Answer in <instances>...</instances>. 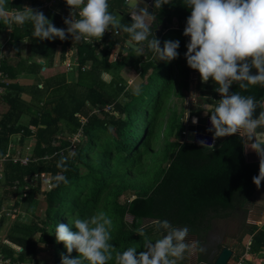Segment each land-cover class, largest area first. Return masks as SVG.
<instances>
[{
    "label": "trees",
    "instance_id": "1",
    "mask_svg": "<svg viewBox=\"0 0 264 264\" xmlns=\"http://www.w3.org/2000/svg\"><path fill=\"white\" fill-rule=\"evenodd\" d=\"M42 2L31 0V8L42 11L56 27L66 29V17L42 9ZM58 3L70 13L66 0H58ZM8 4L11 9H23L21 0ZM109 5L122 24L130 25V9L125 0H109ZM157 10L160 11L157 23L164 26L176 18L184 28L191 15L186 0H171ZM33 31L30 21L23 25L13 24L11 31L0 21V78L7 77L0 95V155L14 134L23 133L22 143L26 139L34 141L31 164L7 166L5 183L0 188L3 190L0 204L9 203L14 193L18 194L12 190L17 181L31 187L36 184L35 190L27 192L23 203L27 214H31L30 221L13 225L7 236L8 244L15 245L18 250L0 241V252L10 259L8 264H61V254L68 253L64 244L56 240V226L69 224V220L75 218L87 219L98 212L106 213L113 222L109 242L115 249L107 264H116V253L130 247L138 252L144 250L137 228L144 227L153 241L162 238L166 232L157 230L155 223L162 220L174 227L189 229L188 236L198 242V264H214L223 248H233L230 244L214 246L209 232L226 225L217 232L228 233L225 227L235 222L242 230L236 246L239 254L245 253L247 238L252 240L253 255L263 252L264 230L246 222L249 219L248 200L258 190L264 191V182L259 189L253 183L252 177L259 172V162L248 163L245 141L239 135L218 141L213 147L181 142L186 131L183 121L181 119L175 128L170 119L166 135L173 134L176 140L169 142L165 137L167 140L160 149L163 158L153 174L156 179L151 185H144L140 179L150 174L144 158L154 154L155 145L160 142L165 119L159 111L170 97L165 91H159L156 96L150 92V83L157 84L151 77L158 62H145L141 76L148 75V84L141 88L139 96H135L127 89L123 71L137 67L142 56L132 66L127 56L121 54L118 61L112 60L116 47H124L129 40L128 33L119 31L117 35L108 31L100 41L88 44L74 42L71 35L65 41L59 38L41 41L33 37ZM58 50V63H55ZM67 62L75 63L72 70L46 74L56 64L64 66ZM181 70V88L174 96L184 100L190 91L191 75L198 71L187 65L186 58ZM105 71L110 74V83L101 79ZM33 77L43 79L42 87L40 83H31ZM216 87L201 80L197 86L203 96L213 95ZM230 92L252 96L256 102L264 98V86L260 84L249 85L247 89H241L238 84L232 86ZM165 96L167 103L161 100ZM70 151L76 155L69 157ZM62 156L69 157L66 172L57 167ZM58 173L67 177V185L61 182L53 186ZM36 174L39 177L35 178ZM45 176L51 180L48 190L45 188L48 185H43ZM129 191L135 197L122 203L120 197ZM39 196L43 211L38 209ZM262 204L264 210V199ZM78 255L74 250L71 258Z\"/></svg>",
    "mask_w": 264,
    "mask_h": 264
},
{
    "label": "clouds",
    "instance_id": "2",
    "mask_svg": "<svg viewBox=\"0 0 264 264\" xmlns=\"http://www.w3.org/2000/svg\"><path fill=\"white\" fill-rule=\"evenodd\" d=\"M126 2L130 8V25L122 24L121 18L110 11L109 0H66L70 8L69 16L64 18L66 29L56 27L38 9L24 6L22 10H9L7 0H0V21L10 31L13 24L23 25L30 21L34 27L33 37L41 41H54L57 38L65 41L71 35L74 42L93 44L94 41H100L108 31H123L129 34L128 43L135 56H145L147 48L158 61L169 63L177 59L180 55V41L167 40L161 47L160 39L152 30L155 15L149 13V5L145 0ZM170 3L171 0H154V7L161 8ZM142 4L144 7H141ZM186 7L191 9L183 32L185 37H190L185 53L187 65L200 73L202 82L207 83L211 78L219 85L215 90L221 96L214 103L208 101L201 105L203 114H210V128L207 131L214 130V141L238 134L245 141V151L251 149L257 154L259 172L252 180L259 189L264 182V131L258 129H264V111L259 113L258 118H253L257 107L255 98L230 92V89L233 83H238L241 89L256 84L264 86V0H186ZM253 68L258 70V74H252ZM101 79L110 83V74L102 72ZM132 93L139 96L141 87L137 85ZM197 95L194 92L190 94L193 104ZM259 106L264 109V105ZM189 117H192V121L188 124L185 116L182 118L186 128L184 140L188 135V126L199 122L198 116L189 113L187 120ZM198 143L207 145L204 140ZM75 155L74 151L69 152V157ZM69 157L62 156L57 163L62 172L68 171L66 164ZM55 181L53 186L61 182L65 185L69 183L67 177L59 173ZM155 223L157 230L163 229L166 234L153 241L144 227L137 228L136 233L143 238L144 250L138 252L135 247H130L122 253L117 252L116 264H177L185 253L197 249L198 242H186L189 233L187 227H174L167 220ZM71 226L77 231H73ZM112 227L111 218L104 212H98L87 219L69 220V224L59 223L55 237L57 242L64 244L68 253L61 254V264H84L85 261L87 264H107L115 249L109 242L112 239ZM250 241L252 243L251 238L246 244ZM74 250L79 255L71 258ZM199 250L203 251L202 248Z\"/></svg>",
    "mask_w": 264,
    "mask_h": 264
},
{
    "label": "rangeland",
    "instance_id": "3",
    "mask_svg": "<svg viewBox=\"0 0 264 264\" xmlns=\"http://www.w3.org/2000/svg\"><path fill=\"white\" fill-rule=\"evenodd\" d=\"M43 2V6L45 4H47L48 6L51 4L50 10L53 8V0H42ZM27 2V6H30L31 0H26ZM45 2V3H44ZM56 6V5H54ZM41 7V8H42ZM16 9V8H15ZM43 9V8H42ZM13 10V9H12ZM55 10V9H54ZM61 12L62 15H67V12H64L63 9L61 11H59V13ZM164 41L167 40H179L180 43L183 42V36L181 33L179 32H169L167 35L164 36ZM128 41H126L124 47H126V49H128V47H130L128 45ZM183 46V45H182ZM117 47H121L120 45H118ZM180 51L182 53V51L184 50V48L180 47ZM132 50V49H131ZM179 51V52H180ZM180 53V55H181ZM135 55V52L133 53ZM185 53L182 54V56L169 62L166 63L164 61H160V64L156 67L155 72L152 75V79H155L157 82V84H153L152 82L150 83V92L154 93L153 95L156 96V93H158L159 91H165V93L170 94L169 97V102L167 103V98L166 96L164 98H162L161 100L164 103H167L165 106L162 105L161 106V111H159V114H164V123L162 126V129L160 131V142L155 145L154 148V154L152 155H148L144 158V163H146V167L147 169H150V174L145 177V178H141L140 182L143 183L144 185L148 186L151 185L156 178L153 177L154 174V170L160 165L162 158H163V153L160 152L161 147L165 144L164 140H167L169 142H174L176 140L175 136L173 134H171V136H167L166 132H167V128L169 125V120L171 119V124L172 126H174L175 128L178 127L179 122H181V119L184 118L185 116V121L189 122L190 120L192 121V117H189L187 120V115L189 113V110H187L186 112V108L185 106H187V103L191 102L190 100V94L191 93H196L198 94L197 97L195 98V101L200 100L199 98V92H198V88H197V82H192L191 86H190V91H188V93L186 94V99L184 98V100L182 98H178L174 96V92H176V95L178 94V90L181 88V81L183 80L182 77V68L184 66L185 63ZM23 55H26V49L23 51ZM119 53H118V48L113 52V57L112 60L114 62L119 60ZM58 56H59V50L57 51V59L55 61V63H58ZM139 65H137V67L135 68H128L126 70L123 71V76L126 77L127 80V89H133L134 87H136L137 85H139L141 88H143V86H145L146 84H148L147 79H143L142 77H140L139 71H140V67H138ZM68 70L69 71V67L68 65H64L61 66L59 64H56L55 67H52L51 69H48V71H46L47 75H55L58 73H62L64 71ZM45 71V69H44ZM182 71V72H181ZM194 75H191V77H193ZM71 77V75H70ZM36 77H33V80L31 83H40V85L42 86L43 84V79H39L36 80ZM133 79L135 80L133 83ZM29 80V79H26ZM133 83L132 85H130L131 83ZM171 83V86L169 87ZM26 99H28V97H25ZM1 99V98H0ZM156 99V97L153 98V101ZM200 102V101H199ZM185 105V106H184ZM188 108H190V106H187ZM169 108L171 109V111L169 110ZM151 116V115H150ZM173 120V122H172ZM165 137H167V139H165ZM47 180H49V178L47 177ZM1 186V185H0ZM48 188V186H47ZM48 190V189H47ZM0 195H1V189H0ZM263 196H264V191L263 190H258L256 192V195L254 197H250L249 198V205H248V210H249V216H248V225H257L258 223L262 221V214H263V210L261 208V206H263L262 202H263ZM135 196H133V192H126L124 195H122L120 197V201L122 203H124V201H126L127 199L132 200ZM38 200L40 201V206L38 207L39 210H44V206H43V202L42 201V197H38ZM4 206L7 208V211L10 212V214L8 215V219L4 220V221H0V241L5 242L6 244L9 243L7 240V235L10 233V228L14 225V224H21L23 222H29L31 219V214H27V212L24 209V205L20 208L22 210V213H13L11 212L8 207L4 204ZM251 211V212H250ZM1 219V217H0ZM127 219H131V218H127ZM259 221V222H258ZM226 225H222L220 227H224ZM220 227L213 229L211 232H209V240L211 241V243L214 246H223L226 244H230V246L236 248V246L238 247V242H239V237H241L240 233L242 232V230H239L238 227V223L235 222L233 224H229L227 225V227H225V231L228 230V233H220L217 232L219 231ZM249 239H246V241H248ZM193 241H196V238L188 236L186 238V242L191 243ZM204 251V250H203ZM234 252V256L231 259L235 260L238 257V253L236 251ZM241 255V253L239 254ZM198 258V251L197 249L194 250L191 253H185V256L182 260H178L177 264H198L197 263V259ZM236 261V260H235ZM245 264H250V261H246Z\"/></svg>",
    "mask_w": 264,
    "mask_h": 264
},
{
    "label": "crops",
    "instance_id": "4",
    "mask_svg": "<svg viewBox=\"0 0 264 264\" xmlns=\"http://www.w3.org/2000/svg\"><path fill=\"white\" fill-rule=\"evenodd\" d=\"M10 1H12V0H7V7H8V9L10 8L11 9V7L9 6V4H8V2H10ZM21 3H22V7H24V6H27V2H26V0H21ZM28 3H30V5H31V2H28ZM9 9V10H10ZM12 9H15V8H12ZM11 9V10H12ZM130 9V8H129ZM153 14L155 15V22H154V24H153V28H152V30H153V32H154V35L158 38V39H160V41H161V47H163V42H164V36L165 35H167L169 32H173V31H175V32H179V33H181L182 31H184V29H185V27L184 28H182L181 26H180V24H179V21L176 19V18H174L173 20H172V22L171 23H169V25H159V23H157L158 21V18H159V16H160V11H158L157 10V8H155L154 7V12H153ZM154 27L156 28V29H154ZM161 28H171L168 32H166V33H164V31H162L163 29H161ZM157 30H159L160 31V35L159 36H157ZM118 34H119V32H118ZM117 34V35H118ZM183 36V35H182ZM185 37V36H184ZM183 37V42H181L180 43V47H182V48H184V50L182 51V53H181V49L179 48L178 49V52L179 53H181V54H183V53H186L187 52V47H186V45H187V43L189 42V40H190V37H185L184 38ZM183 45V46H182ZM118 48V53H119V55L121 54V55H123V56H127L126 58H128V60H129V65L130 66H132V65H134V64H136V61L139 59V58H141V56H139V57H137V56H135L133 53H134V50L132 49V48H130V47H128V49H126V47H123V46H121V47H116V49ZM132 49V50H131ZM148 52H149V50L147 49V48H145V56H142V58L141 59H139V62H138V67H140V71H139V74H140V77H142L141 75V73H143V70H142V68H143V66H144V64H145V62L146 61H151V62H153L154 60H156L158 63H157V65H159L160 64V61H158V59L153 55V53L152 52H150V54H148ZM118 55V56H119ZM136 66H134L133 68H135ZM143 78V77H142ZM145 79H147L148 78V75L146 76V77H144ZM143 78V79H144ZM125 79L126 80H128L126 77H125ZM134 79H133V83H134ZM133 83H131L130 85H132ZM197 85H198V83H197ZM198 92L200 93L199 94V99L200 100H198V101H195V104H193L192 103V101L191 102H189V103H187V106L189 105L190 106V108H188L187 106H185V108H186V112H185V114L187 113V110H189V113L190 114H192V113H194L195 114V116H199V115H201L202 113H203V111L201 110V105L202 104H204V103H207L208 102V99L207 98H204V96L202 95V91L198 88ZM197 97V96H196ZM202 97H203V101H202ZM185 99H186V97H185ZM200 101V102H199ZM188 113V114H189ZM21 134H23V133H19V134H14V135H12L10 138H9V140H8V144H7V147H6V149H5V151H4V153L2 154V155H0V159H3L6 155H8V154H10V155H15L16 153H17V151L18 150H20V157H24V156H31V158L33 157V155L32 154H34V141L32 142V141H30L29 139H26L25 140V142L24 143H22V137H23V135H21ZM32 142V143H31ZM25 150V151H24ZM246 157H247V153H246ZM36 160H37V158H36ZM32 163V161L29 163V164H31ZM249 163V162H248ZM255 163V162H254ZM10 164H12V165H21V166H27V165H29V164H27V165H23V164H21V162L20 163H14L13 161H5L4 163H3V167H2V169L0 168V188H2V185H4V180H5V178H6V173H7V166L8 165H10ZM42 176H44V175H41V177ZM37 177H39V174H36L35 175V178H37ZM25 180H29V182H30V178H28V177H26L25 178ZM46 184V180H44V184L43 185H45ZM35 188H36V184L34 185V186H32V188H31V190H35ZM46 188V190H47V187H45ZM3 192V190L1 189V193ZM13 192V191H12ZM14 193V192H13ZM3 198V196L2 195H0V199H2ZM13 199H12V201L10 200V202L9 203H6L5 205L8 207V209L11 211V212H13V213H16V215H17V213H22V210L20 209L21 208V206L22 205H24L23 203L25 202V200H26V197L25 198H22L21 197V195H20V192H18V194H15L14 193V195H13V197H12ZM6 199H8V197H6ZM14 203H17V204H19V206H16V207H13V206H15L14 205ZM1 207H4L6 210L0 215V217H1V219H0V221H4V220H6V219H8V215L10 214V212L9 211H7V208L4 206V204H1L0 205V209H3V208H1ZM15 208V209H14ZM16 210V211H15ZM262 221L261 222H259L258 223V227L260 228V229H263L264 230V210H263V214H262ZM19 223H17V224H14V225H18ZM259 225H261V226H259ZM262 227V228H261ZM12 228V227H11ZM10 228V229H11ZM8 236V235H7ZM6 236V237H7ZM248 239V238H247ZM8 244V243H7ZM8 245H12V244H8ZM247 245V244H246ZM12 247H13V249H15L16 251L18 250V247H16L15 245H12ZM231 249V248H230ZM234 249V251H236L238 254H239V250L237 251L236 250V248H232L231 250H233ZM264 253V250H263V252L261 253V254H259V255H257V256H255V255H253L252 254V252L250 253L251 255H249L248 256V261H250L251 263H253V264H261V261L262 260H264V255H262ZM0 256L2 257V259H1V261H0V264H8L9 263V261H10V259H7V258H4V254L3 253H1L0 252ZM242 257V255H238V257L235 259V260H232V262L230 261V264H235L240 258ZM8 261V262H7ZM262 264H263V262H262Z\"/></svg>",
    "mask_w": 264,
    "mask_h": 264
},
{
    "label": "built area",
    "instance_id": "5",
    "mask_svg": "<svg viewBox=\"0 0 264 264\" xmlns=\"http://www.w3.org/2000/svg\"><path fill=\"white\" fill-rule=\"evenodd\" d=\"M54 1V3L52 4L53 5V8L51 9V11H52V13H54V14H58V15H61L62 16V14H61V12L59 13V11H61L62 9L60 8V6L58 5L59 3H58V0H53ZM54 5H56V6H54ZM29 7H31V5L29 6ZM50 7H51V4L48 6L47 4H45L44 5V7H42L43 9H49L50 10ZM55 9V10H54ZM63 11L64 12H66L65 10H64V8H63ZM63 16H65V17H68L69 16V14L67 13V15H63ZM78 17V16H77ZM161 29H163L162 31H164V33H166V32H168L171 28H161ZM10 31V30H9ZM115 34H118V32H115ZM43 62V61H42ZM44 63V62H43ZM75 63L73 62H71V63H66L65 64V66L66 65H68V67H69V70H72V67H73V65H74ZM44 65V64H43ZM192 75H194L193 77H191V80H192V82H197L198 83V81L199 80H201V77H200V73H195V74H192ZM6 78L7 77H5L4 79H2V78H0V95L1 94H3V92H4V88L2 87V84L6 81ZM202 81V80H201ZM204 83V82H203ZM207 83H209V85L211 86V87H215V86H217L216 88H218L219 87V85H217L211 78L209 79V81L207 82ZM204 84H206V83H204ZM40 87H42L41 85H40ZM232 87V86H231ZM215 88V89H216ZM213 90V95L212 94H208V95H206V96H204V98H207L208 99V101L210 102V103H214L216 100H219L220 98H221V96H220V94L216 91V90ZM203 98V97H202ZM190 122V121H189ZM189 122H187V124L189 123ZM238 135V134H237ZM218 139H216L215 141L213 140V138L211 139V143L209 144H207L208 146H211V147H213V146H215L217 143H218ZM5 161H13L14 163H20L21 162V164H23V165H27V164H29L31 161H33V159L31 158V156H24V157H20V150H18L17 151V153L15 154V155H10V154H8V155H6L3 159H0V168L2 169V167H3V163L5 162ZM42 177H44V176H42ZM47 177L49 178V180H47ZM45 180H46V184L49 186L48 188H50V182H51V180H50V177L49 176H45ZM32 187L29 185V184H26V185H22L21 183H20V181H17L16 183H15V185L14 186H12V190H14V191H18V192H20V195H21V197L22 198H25V197H27L28 195H27V192L31 189ZM1 205V204H0ZM1 208H3V209H0V215L6 210L4 207H1ZM16 211V210H15ZM259 226H261V225H259ZM251 241L249 242V243H247V246H246V250H245V253L242 255V257L235 263V264H245L246 263V261H247V259H248V256L249 255H251L250 253H251ZM1 259H2V257L0 256V261H1ZM264 260H262L261 261V263L263 262ZM8 262V261H7Z\"/></svg>",
    "mask_w": 264,
    "mask_h": 264
},
{
    "label": "water",
    "instance_id": "6",
    "mask_svg": "<svg viewBox=\"0 0 264 264\" xmlns=\"http://www.w3.org/2000/svg\"><path fill=\"white\" fill-rule=\"evenodd\" d=\"M145 2L149 5V7H148L149 13L153 14V12H154V0H145ZM126 5L129 8L128 2H126ZM141 7H144V5L142 4ZM159 35H160V31L157 30V36H159ZM128 45H129V43H128ZM130 48H132V47L130 46ZM41 64L43 65L44 63L41 62ZM252 74H258V70H256V69L252 70ZM236 85H238V83H233V86H236ZM256 103H257V107H256V110L253 114V118H258L259 113L261 111H264V109H261L259 106V105H264V98L262 100L256 102ZM209 117H210V114L208 116H205L203 113L200 116H198L197 117L199 120L198 124H191L188 126L187 138H186V140L182 139L181 142L187 141V142L198 143V141L204 140V141H206V144H208V143L210 144L211 139L213 138L214 130H213V132L207 131V129L210 128V127H208ZM210 124H211V122H210ZM258 131H264V129H258ZM226 139H227V137H221V138H219V141L224 142ZM246 153H247L246 158H247V161L249 163L259 162V157L251 149H248ZM233 255H234L233 250H231L228 247H225L220 251L219 255L217 256V258L214 262V264H228L230 262V260L232 259Z\"/></svg>",
    "mask_w": 264,
    "mask_h": 264
}]
</instances>
